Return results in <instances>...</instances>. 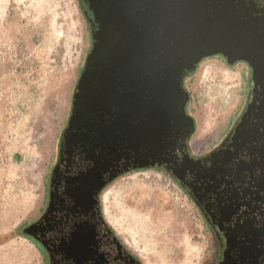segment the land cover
<instances>
[{
  "label": "flooded vegetation",
  "instance_id": "1",
  "mask_svg": "<svg viewBox=\"0 0 264 264\" xmlns=\"http://www.w3.org/2000/svg\"><path fill=\"white\" fill-rule=\"evenodd\" d=\"M95 1L79 0L90 45L75 74L39 203L20 226L39 264H143L109 223L104 198L114 180L142 169L168 175L197 209L211 235L205 264H264V0H230V10L262 44L250 60L220 52L193 54L192 63L187 56L173 59L166 79L157 83L152 77L160 85L151 97L140 96L151 103L146 108L136 104L135 95L127 105V90L138 88L120 78L134 70L136 47H126L129 61L119 57L122 39L104 31L110 1L103 0L101 8ZM214 3L217 10L223 0ZM131 21L137 31V18ZM108 36L114 37L112 44ZM176 38L164 46L180 55L186 49L177 47ZM211 56L242 65L243 92L227 128L196 146L186 80ZM109 93L119 104L110 102Z\"/></svg>",
  "mask_w": 264,
  "mask_h": 264
},
{
  "label": "rangeland",
  "instance_id": "2",
  "mask_svg": "<svg viewBox=\"0 0 264 264\" xmlns=\"http://www.w3.org/2000/svg\"><path fill=\"white\" fill-rule=\"evenodd\" d=\"M89 45L79 0H0V264L40 263L20 226L39 203ZM222 63L207 57L186 80L196 135L218 131L241 99L242 65ZM107 197L112 225L143 264L206 263L211 235L168 175L127 173Z\"/></svg>",
  "mask_w": 264,
  "mask_h": 264
},
{
  "label": "water",
  "instance_id": "3",
  "mask_svg": "<svg viewBox=\"0 0 264 264\" xmlns=\"http://www.w3.org/2000/svg\"><path fill=\"white\" fill-rule=\"evenodd\" d=\"M102 1L96 0L95 7L101 8ZM109 1L107 11L104 10L103 20L108 27L104 28V31L122 39L117 49L119 57L124 58L126 62L129 61L132 52L126 54V51H129V46L136 47V53L133 56H136L135 73L132 69L121 74V77L116 76L126 82L127 87L136 88L133 85L136 84L138 88L136 92L129 90L126 92L127 105L130 106L134 95L136 104L140 107L146 108L151 104L140 99V96L151 97L152 90L156 88V85H160L153 84L152 77L155 76L154 81L158 80L157 83H161V79H166L168 68L172 67L169 61L173 59L177 61L187 56L192 63L196 60L193 54L207 55L220 52L229 57L250 60L251 54L262 47L257 37L249 36L248 28L238 20L239 15L233 14L230 10V0H223L221 8L217 10H215L214 2L220 3L222 0H210V2L209 0H187V5L180 0ZM101 12L103 13V9ZM113 12L115 15L112 14ZM132 17L138 20L137 31L133 29ZM114 37L108 36L111 44ZM175 37L179 43L177 47L186 49L182 52L180 50V55L171 54L168 46L166 44L164 46V43ZM160 39L163 41H159ZM160 42L163 44L159 45ZM114 43L118 44L117 41ZM158 46L161 50L159 53L156 52ZM111 52L113 51L109 53ZM228 61L230 62V59ZM144 73L148 77L144 75L139 78L140 74ZM109 98L110 102L116 103L113 94L109 93ZM116 104H119L118 96Z\"/></svg>",
  "mask_w": 264,
  "mask_h": 264
},
{
  "label": "crops",
  "instance_id": "4",
  "mask_svg": "<svg viewBox=\"0 0 264 264\" xmlns=\"http://www.w3.org/2000/svg\"><path fill=\"white\" fill-rule=\"evenodd\" d=\"M223 65H225V66H227L228 67V65H226L224 62L222 63ZM240 80L241 81H243V79H242V71H241V73H240ZM241 97H242V95H241ZM241 100V99H240ZM239 100L236 102V104H235V107L239 104ZM235 107H234V109H235ZM234 112V111H233ZM232 112V113H233ZM231 118H232V114L230 115V117L227 119V121L225 122V124H224V126H222L218 131H216V132H213L212 134H208L207 132L206 133H202L201 135L199 134V135H196V132H195V135H194V143H195V145L196 146H200L201 144H204V143H207L208 141H210L212 138H214V137H217L218 135H220L226 128H227V126H228V124H229V121L231 120ZM154 170V169H153ZM159 172V171H158ZM162 173V172H161ZM164 174V173H163ZM108 190V189H107ZM107 192V191H106ZM108 198V197H107ZM107 204H106V216H107V218H108V220H109V223L111 224V226L113 227V229L116 231V233L119 235V233L117 232V230H116V228L112 225V221H113V219L111 218V212H110V210H108L107 211ZM120 236V235H119ZM121 237V236H120ZM125 241V240H124ZM35 248V247H34ZM36 250V249H35ZM36 252H37V250H36ZM37 254H38V252H37ZM39 255V254H38Z\"/></svg>",
  "mask_w": 264,
  "mask_h": 264
},
{
  "label": "bare ground",
  "instance_id": "5",
  "mask_svg": "<svg viewBox=\"0 0 264 264\" xmlns=\"http://www.w3.org/2000/svg\"><path fill=\"white\" fill-rule=\"evenodd\" d=\"M138 189H139V191H140L141 193L145 190V188H144L143 186H139ZM141 195L143 196V194H141ZM106 197H107V192L105 193L104 198L106 199ZM122 207H123V206H122ZM123 208H126V207H123ZM129 212H130L132 215H136V212H135L133 209H130V208H129ZM12 215L14 216L13 212H12ZM137 215H138V214H137Z\"/></svg>",
  "mask_w": 264,
  "mask_h": 264
}]
</instances>
